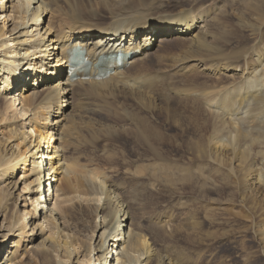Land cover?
Listing matches in <instances>:
<instances>
[{"label": "bare ground", "instance_id": "bare-ground-1", "mask_svg": "<svg viewBox=\"0 0 264 264\" xmlns=\"http://www.w3.org/2000/svg\"><path fill=\"white\" fill-rule=\"evenodd\" d=\"M143 5L144 0H0V18L13 20L10 30L6 29V21L0 24V129L5 137L0 151V186L20 172L27 173L26 181L30 182L24 189L33 186L35 195L31 204L24 196L21 213L18 201L23 194L19 192L18 201L16 198L9 203L20 179L0 188V215L6 222L0 227V232L4 231L0 233V250L16 240L0 264H29L31 253L38 258L37 264H112L113 255L120 264H173L149 244L137 214L130 211L129 201L116 193L123 187L107 183V177H100L95 169L88 174L80 170L85 166L78 159L84 144L78 130L82 125L67 117L65 111L77 89L97 94L138 91L136 87L143 84L139 82L149 80L142 64L153 57L151 49L160 33L159 46L181 45L176 47L180 53L173 54L174 75L186 78L193 72L208 78L218 74L227 77V81L217 77L213 85L202 82L194 86L195 99L204 105L200 106L202 112L214 119L209 139L217 151H229V160H234L230 162L231 169L238 166L254 179V184L264 185L262 48L250 51L240 46L227 50L218 43L227 16L218 1L193 0L173 17L161 13V17L153 16ZM98 11L110 21L100 23ZM79 45L87 48L93 62L100 54L111 51L142 52L110 74L97 77V69H92L88 77L81 74L73 78L68 71V51ZM165 59L172 58L166 54ZM37 61L44 66L37 69ZM133 65H137L134 72ZM31 80L34 83H29ZM185 85L192 88L195 84L188 81ZM14 87L18 95L13 94ZM182 87L173 92L189 90ZM19 115L28 116L19 121ZM11 139L17 141L16 147L8 144ZM253 150L257 151L252 154ZM251 155L260 158L262 166H256V158L251 159ZM50 198L55 201L49 208L46 203ZM11 203L14 209L8 215L5 212ZM76 206L93 212V219H100L93 242L88 245L74 238L66 226L61 227V219L72 217ZM166 222H158L164 233ZM44 224L49 226L48 231Z\"/></svg>", "mask_w": 264, "mask_h": 264}, {"label": "rangeland", "instance_id": "rangeland-1", "mask_svg": "<svg viewBox=\"0 0 264 264\" xmlns=\"http://www.w3.org/2000/svg\"><path fill=\"white\" fill-rule=\"evenodd\" d=\"M162 1L144 0L147 6L143 7L153 16L161 17V13L173 17L193 2ZM213 1H218L227 12L223 20L226 27L218 40L223 48L245 46L252 51L260 47L264 51V0H200ZM98 12L100 23L110 21L100 14L101 11ZM3 21H6L7 30L12 29L13 20L1 17L0 24ZM161 34L157 35L151 49L153 57L147 60V64H142L149 80L139 82L143 84L136 87L138 91L134 94L128 90L97 94L77 89L69 99L71 104L65 108L67 117L70 116L80 127L82 125L78 130L84 144L78 159L85 166L80 170L83 168V174H88L91 168L95 169L100 177H107V183L123 187L116 193L129 201L130 211L137 214V221L149 244L158 255L171 259L173 264H264V185L254 184V179L238 166L231 169L229 165L234 160H229V151H217L216 144L209 139L214 119L202 112L200 106L203 104L195 99L194 86L202 82L213 85L217 77L228 79L224 74L211 78L193 72L186 78L182 74L174 75L173 54L180 53L176 47L181 45L159 46ZM166 54L172 59L163 60ZM136 66L133 65L132 72ZM188 81L195 85L192 88L186 86ZM180 87L189 90L173 92ZM17 89H12L13 94L20 93ZM21 105L17 108L20 109ZM25 117L19 115V121ZM2 131L0 129V151L5 139ZM16 143L15 139L8 142L15 147ZM256 151L253 150L252 154ZM251 156L254 157L251 159L256 158ZM260 162V158L255 159L256 166H262ZM262 168L264 177V164ZM51 173L56 174L55 170ZM27 175L20 172L0 186L12 185L20 179L17 188L12 189L14 194L9 203L16 198L18 201L19 192L23 194L18 201L21 213L24 212L23 199L26 197L31 204L35 196L33 186L24 189L25 183L30 182L26 181ZM54 201L55 198L51 199L46 206H54ZM13 209L11 203L5 213L11 215ZM75 209L72 212L74 217L61 219L64 224L61 227L66 226L74 238L88 245L93 242L95 225L100 219H93L94 213L84 207L76 206ZM86 214L91 216L87 218ZM162 219L167 221L166 233L159 227L158 222ZM3 221L4 216L0 215V227L6 225ZM43 228L48 231L49 226L44 224ZM14 242L16 240L12 239L0 250V260H5L6 250ZM27 244L30 248V243ZM29 259V264L39 261L33 253L29 254ZM111 263L120 264L115 255L111 257Z\"/></svg>", "mask_w": 264, "mask_h": 264}]
</instances>
